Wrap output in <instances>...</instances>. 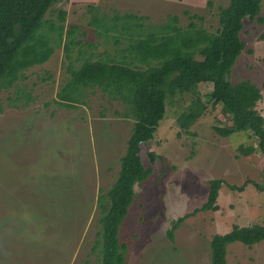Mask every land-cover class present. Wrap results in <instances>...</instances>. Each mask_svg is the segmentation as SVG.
<instances>
[{"label": "rangeland", "instance_id": "rangeland-1", "mask_svg": "<svg viewBox=\"0 0 264 264\" xmlns=\"http://www.w3.org/2000/svg\"><path fill=\"white\" fill-rule=\"evenodd\" d=\"M226 2L60 0L54 8L65 10V28L77 27L75 39L80 44L71 51L73 62L77 50L81 51L77 65L88 53L94 57L103 51L113 55L128 42L117 31L109 34L118 38V44L103 32L99 35L101 28L88 24L93 14L103 17L108 25L110 18L135 14L143 17L138 21L143 27L176 15L179 27L191 20L214 31L218 7ZM88 5L96 7V12L88 11ZM258 16L264 18V0ZM46 18L57 23L55 12ZM239 35L244 48L229 79L232 83L246 79L259 89L256 109L264 121V22L244 19ZM66 63L62 49L55 48L44 63L24 71L25 78L17 83L29 93L26 104L24 95L15 102L7 99L16 95L13 88L0 91V264L97 262L95 198L98 190L105 191L116 177L132 119L118 114L124 111L121 102L108 99L96 88L85 91L83 104L66 108L55 103V93L66 77ZM197 90L203 95L210 84L199 83ZM193 107L186 93L168 99L153 138L140 144L142 164L150 174L134 184L133 199L118 229V239L126 245L123 264H210L211 235L225 233L233 224H264V191L250 183L241 191L222 184L215 200L217 210L186 217L172 239L166 236L173 220L205 201L210 179L232 185L246 179L264 183L262 159L252 162L236 151L239 143L251 140L240 133L220 137L213 131L215 116L222 120L228 113L207 104L197 116ZM189 113L196 118L186 119ZM148 152H153V162H149ZM55 172L63 178L57 190ZM59 196H65L66 201L59 203ZM47 201H52L51 205L46 206ZM225 260L226 264H264V240L251 246L228 244Z\"/></svg>", "mask_w": 264, "mask_h": 264}, {"label": "trees", "instance_id": "trees-1", "mask_svg": "<svg viewBox=\"0 0 264 264\" xmlns=\"http://www.w3.org/2000/svg\"><path fill=\"white\" fill-rule=\"evenodd\" d=\"M59 1L0 0V91L13 88L16 95L7 99L15 102L19 95H24L23 104H26L29 93L24 92L17 81L25 78L26 69L44 63L55 48H61L67 61L66 77L55 93V103L66 108L83 104L85 91L96 88L108 99L124 105V111L118 114L132 119L125 149L119 157L116 177L105 191L99 189L95 198L98 211L96 264H123L126 245L119 241L118 229L133 199L134 184L141 183L150 174V169L142 164L140 144L153 138L165 114L166 103L174 95L188 94L197 116L199 112L203 113L207 104L226 111L228 115L222 120L215 116L213 131L220 137L240 133L251 140L246 144L239 143L236 151L252 162L261 158L264 176V121L256 109L259 89L246 79L234 83L229 79L235 59L244 48L239 35L243 20L264 22V18L258 16L262 0H227L225 6L218 7L214 31L196 26L191 20L184 27H179L176 15L167 16L161 24L143 27L138 22L143 17L135 14L125 13L121 17L110 18L109 25L103 17L93 14L88 24L101 28L99 35L103 32L118 44V38L109 34L117 31L122 37L126 36L128 42L113 55L107 51L96 57L88 53L77 65L80 50H77L75 61L71 60L72 47L80 44L75 39L77 27H64L65 10L54 8ZM87 8L90 12L97 10L92 5ZM53 12L57 15V23L46 18ZM142 27L141 32L134 33V29ZM199 83H209L210 90L201 95L197 90ZM184 117L192 120L196 115L189 113ZM146 156L149 162H153V152ZM54 174L53 179H58L57 190L63 178L58 176V172ZM248 183L264 191V183L257 184L247 179L240 185L227 184L218 178L210 179L205 201L173 220L166 236L172 239L174 230L186 217L198 211L217 210L215 200L222 184L231 190L241 191ZM58 200L64 203L66 197L59 196ZM50 202H45V205H51ZM42 203L44 205V200ZM261 240H264V224H233L229 231L211 235L209 263L226 264V246L230 243L251 246Z\"/></svg>", "mask_w": 264, "mask_h": 264}]
</instances>
